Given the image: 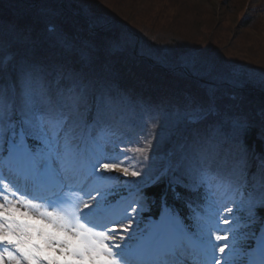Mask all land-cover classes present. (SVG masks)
<instances>
[{"label": "snow or ice", "instance_id": "6c2138e0", "mask_svg": "<svg viewBox=\"0 0 264 264\" xmlns=\"http://www.w3.org/2000/svg\"><path fill=\"white\" fill-rule=\"evenodd\" d=\"M62 43L70 52H77L73 41L62 38ZM78 55L82 62L90 59V51ZM78 75L72 69L61 80ZM106 108L103 95L89 103L83 89L61 87L60 80L55 85L41 82L23 87L19 103L0 91V264H186L185 253L196 264H240L243 260L246 264H264V226L259 233L244 234L254 243L248 249L237 247L235 229H220L221 222L230 224L232 209L209 227L201 248L185 235L187 229L180 226L179 214L169 208L166 194L161 198L159 219L137 231L132 220L140 210L132 209V214L127 208L118 211L100 187H81L72 197L61 192L54 199L22 193L17 182L20 175L37 187L55 178L61 188L65 184L71 187L85 170L100 185L119 180L105 176L106 172L140 176L124 167L118 157L107 155L99 143ZM183 119L191 125L211 121L207 137L211 143L194 140L156 182L170 175L168 188L176 200L181 198L177 189L210 190L217 183L237 190L249 187L247 162L236 157L230 143L237 133H246L247 123L221 110L211 96L207 104L191 106ZM133 151L143 154L146 149ZM251 187L248 219L256 222V209L264 208V182ZM259 221L264 225V217ZM202 235L197 234V239ZM226 250H230L228 254Z\"/></svg>", "mask_w": 264, "mask_h": 264}, {"label": "rangeland", "instance_id": "374dc122", "mask_svg": "<svg viewBox=\"0 0 264 264\" xmlns=\"http://www.w3.org/2000/svg\"><path fill=\"white\" fill-rule=\"evenodd\" d=\"M243 2L244 0H0L1 5L23 17L6 13L2 6L0 15L11 26L26 31V38L16 41V46L28 41L39 50L55 52V48L64 46L62 38L71 40L73 32L82 30L88 35L83 44L80 40L85 50L77 49V53L83 51L87 54L90 51V59H85L104 61L107 74L119 73L124 82L138 85L143 83L148 87L157 83L164 87V82L161 81L165 80H158L159 75L167 77L170 84H174L179 78L187 79L184 77L187 75L191 79L189 84L194 81L199 85L194 83V87L182 89V92L194 95L190 97V101H186L184 107L188 109L184 111L195 104H207L211 96L218 107L220 99L227 98L229 101L220 109L233 112L234 106L250 105L245 99L235 102V87L253 85L264 90V10L249 13L250 25L239 27L248 10ZM253 3L257 6L261 1L254 0ZM26 15L35 16L29 18ZM52 27L55 31L49 30ZM30 28L38 32L29 33ZM159 28L163 31L155 34ZM100 30L106 34L96 35L95 32ZM140 33L154 42L148 43L142 36H136ZM169 33L180 36L185 42L179 41L181 48L176 54H173L171 47L178 46L170 41ZM106 40L109 52L99 60L96 46ZM155 42L162 44L157 46ZM187 42L195 44L190 47ZM145 43L149 48L145 47ZM82 63L89 67L86 61ZM157 63L163 66L157 68ZM149 68L154 70V76L150 75ZM185 68L190 71L192 69L193 73L186 72ZM179 70L186 75L177 74ZM137 78L141 82H137ZM202 81L216 84L213 85L214 88H209ZM230 87L234 88L233 92L229 91ZM215 89L219 91L212 94ZM218 92L225 96H220ZM252 104L256 108L260 106L256 101ZM235 112L237 114L234 116L237 117L240 112ZM245 114L250 120L257 119L254 122L256 124L264 121L260 113L250 115L246 111ZM238 119L241 120L242 117ZM163 123L165 127V121ZM163 123L159 131L163 130ZM175 135L172 132L166 140L174 139Z\"/></svg>", "mask_w": 264, "mask_h": 264}, {"label": "trees", "instance_id": "16d2710c", "mask_svg": "<svg viewBox=\"0 0 264 264\" xmlns=\"http://www.w3.org/2000/svg\"><path fill=\"white\" fill-rule=\"evenodd\" d=\"M245 3H246V0H244L243 5H245ZM26 16H28L29 18H34L35 15H26ZM70 21H72V19ZM242 21L243 22H242V24H240L239 27L249 26L250 25L249 15L246 14V16L244 17V19ZM162 31L163 30L161 28H159V29L156 30V33H155V31H154V33L155 34H161ZM173 33L175 35H177L176 32H173ZM175 35H172L171 33L168 34V37L170 38V41H172L173 43H175L178 46L176 48L168 46V47H171V49L173 50V54H176L177 53L176 51H178L181 48V43L180 42L185 44L184 40L181 39L180 36H175ZM87 36L88 35H86V33H84L82 30H80V31L73 32V35H71L70 37H71V40L78 46V47H76V49L84 51L85 48H84V46L82 44L84 43V41L87 38ZM140 36H142V38L148 43L154 42V41L148 40L147 36H145L144 33H142V34L140 33ZM80 40H82V44H80L81 43ZM100 43L101 44L98 45V47H104V48L101 51H98V52L100 53L101 57H103L105 55V53L109 52V50L107 48L109 43H107V40L103 41V42H100ZM155 43H157V46H159V44H162L160 42H155ZM188 44H190V47H192L195 43L191 42V43H188ZM160 46H162V45H160ZM145 47L149 48V46H147L146 43H145ZM162 49L164 50V48H162ZM98 59L100 60L101 58L98 57ZM103 62L104 61H99V62L97 61L98 67H97V70L95 69L96 71H99L101 73L102 68L104 67ZM149 70H151L150 75L154 76L155 75L154 74V70L150 69V68H149ZM177 74H184V73H183V71H179V72H177ZM135 75L137 77L141 78L139 74L135 73ZM184 75H186V74H184ZM158 77H159V78H157L158 80H165V81H161V82H164V87H162L160 84L157 85L158 83L156 84L157 87L154 88V86H156V85H154L153 87H148L147 85H143V83H139L140 85H138V84H135V83H126V82H124L122 80L120 81V82H124V83L128 84L129 86L138 87L139 88V90H138L139 92H138L137 95L139 97H143V98L144 97H148L151 100L158 101L160 104L164 105L166 107V109H167L168 115H167V118L165 120V124L166 125L164 127V123L162 124L163 130L159 131L158 136H157V138L155 140L156 143H154L153 146H152V151L150 152V156H149L150 159L155 158V153L156 152L158 153V150H159L158 147L163 145V143L166 140L167 136H170L172 134V132H173V135L176 134V136H178V135L182 134L183 132H185L190 127V124L186 123L184 121V119H183V116H184L185 112H187V111H184V109H185L184 105H185L186 101H190V97H192L194 95L186 94L185 92H182V89L186 88V87H194V86H192L194 83L198 84V82H194V81H192V83L189 84V82H191V79L188 78L187 75L184 76V77L187 78L188 80L187 79H183V78H179L174 84L173 83L170 84L169 81H167L168 78L165 77L164 75H159ZM137 82H141V80L138 79ZM178 82H180V83H178ZM187 84H189V85H187ZM229 91L233 92L234 90H229ZM218 94L224 95V93H222V92H218ZM237 94L241 98H245V100H247V103H250L249 106L247 104L245 106L244 105H240L239 107L242 108V110L239 111L240 113H245L247 111L250 115H254L255 112H257V113H260L261 115H263V117H264V110L256 109L253 106V104H252L253 101H254V97L256 96L255 93L251 94L250 92H248V93H237ZM174 100H176V102L178 103L180 109H178V107L174 106V104H175ZM239 100H241V99L238 98L237 101H239ZM257 100H259L258 101L259 104H261L263 106V109H264V99L259 97ZM227 101H228L227 98H225V100L220 99V102H219V104H220L219 106L220 107L219 108L225 107V103ZM206 122H208V121H206ZM258 133H259V131L256 130V132L254 134H252L253 137H257ZM165 134H166V136H165Z\"/></svg>", "mask_w": 264, "mask_h": 264}]
</instances>
